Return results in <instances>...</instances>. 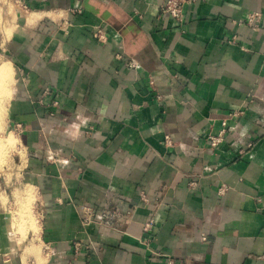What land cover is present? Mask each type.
<instances>
[{
    "label": "crops",
    "instance_id": "0c3cea01",
    "mask_svg": "<svg viewBox=\"0 0 264 264\" xmlns=\"http://www.w3.org/2000/svg\"><path fill=\"white\" fill-rule=\"evenodd\" d=\"M191 1L0 0L38 217L0 264H264V0Z\"/></svg>",
    "mask_w": 264,
    "mask_h": 264
},
{
    "label": "rangeland",
    "instance_id": "374dc122",
    "mask_svg": "<svg viewBox=\"0 0 264 264\" xmlns=\"http://www.w3.org/2000/svg\"><path fill=\"white\" fill-rule=\"evenodd\" d=\"M10 3L11 2L8 1L6 2V4ZM9 8L12 13L13 6L11 4ZM14 75L15 73H13L12 85L10 87L12 96L10 101L5 105V118L0 134L3 142H7L9 139L15 140V145L10 146L9 150L7 151L6 158L0 165V219H2L0 225L2 226L3 230L8 231L12 235V239L16 242L22 240V238L27 235V231L30 228H32L33 226H38V217L35 206L36 198L34 195V191L29 186L26 187L23 174L21 173L22 167H24L26 161V157H24L23 154L25 152L20 150L19 140L11 126L12 121L10 105L12 103L14 94ZM28 196L34 198V204L31 202L32 205H29L27 206L28 208H26V206L24 205H27L26 198ZM31 221H35L36 224L35 222H33L32 224Z\"/></svg>",
    "mask_w": 264,
    "mask_h": 264
},
{
    "label": "built area",
    "instance_id": "2783aa9c",
    "mask_svg": "<svg viewBox=\"0 0 264 264\" xmlns=\"http://www.w3.org/2000/svg\"><path fill=\"white\" fill-rule=\"evenodd\" d=\"M192 4L191 0H163L162 6H161V12L163 15L170 16L174 21H176L179 24L184 23V13L185 9L188 5ZM260 19L259 14H252L248 18V23L253 24ZM95 38L98 39L102 43H106L107 38L102 33V31L97 30L95 34ZM223 133H221L218 137L211 138L212 145L218 146L222 142ZM86 216L84 217L82 221V225L84 227L89 226L93 222L94 215L92 212L87 211ZM154 224V221L151 220L149 223H147L145 229L148 230L152 225ZM205 240V238H203ZM167 264H175L173 259H168Z\"/></svg>",
    "mask_w": 264,
    "mask_h": 264
},
{
    "label": "bare ground",
    "instance_id": "6f19581e",
    "mask_svg": "<svg viewBox=\"0 0 264 264\" xmlns=\"http://www.w3.org/2000/svg\"><path fill=\"white\" fill-rule=\"evenodd\" d=\"M13 73H14V71H13V67H12L11 63L6 62V63L0 65V134H1V131L3 128V121L5 118V105L10 101L11 96H12V93L10 91V87L12 85ZM14 143H15V140H13V139H9L7 142H3V139L0 136V165L2 164V161L6 158L7 151L9 150L10 146L15 145ZM33 199L34 198H31V196H28L26 198V204L27 205H24V206H26V208H28L27 206L32 205L31 202L33 203ZM31 222L33 224V222H35V221H31ZM35 224H36V222H35ZM30 229L37 231L38 227L33 226Z\"/></svg>",
    "mask_w": 264,
    "mask_h": 264
}]
</instances>
